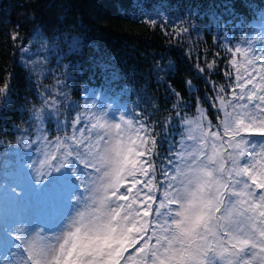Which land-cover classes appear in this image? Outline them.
Instances as JSON below:
<instances>
[{
    "label": "trees",
    "instance_id": "obj_1",
    "mask_svg": "<svg viewBox=\"0 0 264 264\" xmlns=\"http://www.w3.org/2000/svg\"><path fill=\"white\" fill-rule=\"evenodd\" d=\"M263 18L264 0H0V143L31 128L29 115L45 105L61 123H47L52 136L78 140L75 125L92 135L93 99L137 141L147 127L153 165L167 170L182 135L176 113L201 109L221 124L217 103L237 87L232 54L259 43ZM69 32L74 41H60ZM163 180L158 171L159 191ZM8 220L0 209V231Z\"/></svg>",
    "mask_w": 264,
    "mask_h": 264
},
{
    "label": "snow or ice",
    "instance_id": "obj_2",
    "mask_svg": "<svg viewBox=\"0 0 264 264\" xmlns=\"http://www.w3.org/2000/svg\"><path fill=\"white\" fill-rule=\"evenodd\" d=\"M61 40L73 42L74 37L69 32ZM257 59L264 64V56ZM245 84L251 85L246 92ZM237 87L241 93L234 92L227 107L221 98L224 117L217 128L222 132L202 133L211 140L210 149L205 140L198 154L169 158L167 170L153 165L156 144L147 127L139 129L145 133L138 137L139 143L106 141L109 186L132 194L118 196L120 201H131L128 212H101L68 233L51 264H264V70ZM4 91L0 88V93ZM180 106L177 102L174 108ZM176 117L191 123L181 112ZM158 171L164 177L159 183L162 197L154 193L152 177ZM140 177L145 178L142 188ZM142 193L140 208L136 204ZM134 254H140L136 260ZM15 255H23L19 246H8L0 264H15L8 259Z\"/></svg>",
    "mask_w": 264,
    "mask_h": 264
},
{
    "label": "rangeland",
    "instance_id": "obj_3",
    "mask_svg": "<svg viewBox=\"0 0 264 264\" xmlns=\"http://www.w3.org/2000/svg\"><path fill=\"white\" fill-rule=\"evenodd\" d=\"M257 36V45L249 39L237 46L232 54L237 85L244 82L249 75L264 70V64L257 59L264 56V18L259 24ZM237 48L240 52L236 51ZM258 81L259 77L254 83ZM249 89L251 85L245 84L244 91ZM234 92L239 95L241 89L236 87ZM234 99L224 100L225 107ZM244 102L246 97L245 101H241ZM87 104L86 115L93 112L96 118L91 128L92 135H83L84 130L79 125L75 127V131L80 134L78 140L68 135L52 136L47 123L53 121L57 126L61 123L53 107L45 105L43 109L29 115L28 124H32L31 128L19 132L13 143H0V209L2 215L9 218L8 223L11 219L13 225L8 231L5 228L0 231V261L5 260L8 246L13 249L19 246L23 255L8 258L15 264H51L55 249L68 233L91 223L101 212L114 214L115 209H121L122 215L127 214V206L131 201H120L118 196L132 194L109 186L110 145L105 142L114 144L117 141H137L136 131L129 123H119L117 117H112L93 99H89ZM216 110L222 120L224 110L221 108V101L217 103ZM241 118L246 119L243 116ZM186 120L191 123L183 122L176 159L189 152L198 154L205 140H208L206 147L210 149L211 140L202 133L213 130L222 132V128H217L220 124L211 123L201 109H198L196 116ZM84 121L87 126L91 124L89 120ZM117 124L120 128L115 127ZM70 130L73 131V127ZM189 136L192 138L189 139ZM37 170L39 180L36 179ZM140 179L142 183L138 187L142 188L145 178ZM152 179L154 181V176ZM147 191V188L143 189L144 193ZM154 193L163 196V190H157L156 185ZM140 200H143V193L136 204L142 208ZM146 219H151V216ZM139 255L134 254L133 260Z\"/></svg>",
    "mask_w": 264,
    "mask_h": 264
},
{
    "label": "clouds",
    "instance_id": "obj_4",
    "mask_svg": "<svg viewBox=\"0 0 264 264\" xmlns=\"http://www.w3.org/2000/svg\"><path fill=\"white\" fill-rule=\"evenodd\" d=\"M36 179L39 180V171L37 170V176Z\"/></svg>",
    "mask_w": 264,
    "mask_h": 264
}]
</instances>
